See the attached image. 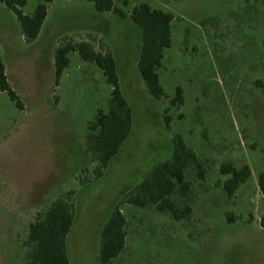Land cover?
I'll use <instances>...</instances> for the list:
<instances>
[{"label": "rangeland", "instance_id": "rangeland-1", "mask_svg": "<svg viewBox=\"0 0 264 264\" xmlns=\"http://www.w3.org/2000/svg\"><path fill=\"white\" fill-rule=\"evenodd\" d=\"M25 1L23 16L46 8L31 44L0 6V61L23 107L0 94V264H27V228L56 200L73 208L68 264H99L100 233L114 208L125 239L112 264H264V199L256 186L264 174V0L115 2L125 16L145 4L173 17L156 72L159 101L137 72L140 32L129 20L97 14L84 1ZM66 43L111 56L130 113L128 136L98 179L84 138L95 113L106 112L111 89L75 54L54 85L52 54ZM177 88L182 104L171 107ZM175 138L202 172L199 179L198 170L185 171L187 197L174 202L190 214L178 222L151 205H130L136 187L170 161ZM226 164L250 172L230 199L219 174Z\"/></svg>", "mask_w": 264, "mask_h": 264}, {"label": "trees", "instance_id": "trees-1", "mask_svg": "<svg viewBox=\"0 0 264 264\" xmlns=\"http://www.w3.org/2000/svg\"><path fill=\"white\" fill-rule=\"evenodd\" d=\"M84 1L91 4L95 13L112 14L120 20H129L140 32V51L136 63L137 72L142 80L146 92L154 101L163 98L158 84L156 72L161 67L163 54L170 48V25L173 17L149 6L141 4L131 9L128 16L116 9L118 0H63ZM49 4L50 0H43ZM25 0H0V6L10 12L16 20L21 37L26 44L33 43L39 34L46 17L43 4L37 5L31 17L23 16L21 10L25 7ZM125 6V2H122ZM77 55L79 60L95 67L102 75L105 84L110 87L106 112L97 111L87 125L84 138L88 154L92 156L97 168L93 174L98 179L110 160L118 153L126 140L130 130V113L122 98L115 75V66L110 55L95 53L86 43H66L56 48L52 54L54 85L69 65L68 56ZM6 94L15 108L22 111L23 107L7 83L4 68L0 61V94ZM182 104V93L175 89L170 106ZM173 150L170 161L154 168L148 176L136 187L135 196L130 201L133 207L142 209L146 205L154 207L158 213H166L175 222L187 218L190 214L188 207L181 210L174 199H185L188 194V184L184 180L188 168L198 170V178H202L200 166L192 153L187 150L179 138L172 141ZM219 174L226 178L222 184V191L227 199L232 198L237 189L250 178L247 167L238 170L226 164L219 167ZM256 186L260 196L264 199V174L257 176ZM73 220V208L63 200L52 202L49 208L38 215L27 228L26 256L27 264H68L65 254V239L69 233ZM258 226L264 232V213L258 220ZM125 221L118 209L114 208L101 230L99 245V264H112L124 248Z\"/></svg>", "mask_w": 264, "mask_h": 264}]
</instances>
